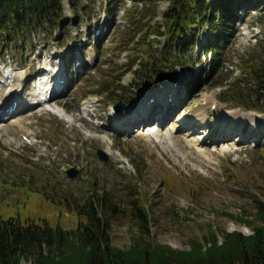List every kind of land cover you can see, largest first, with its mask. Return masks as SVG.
<instances>
[{"label":"rangeland","instance_id":"rangeland-1","mask_svg":"<svg viewBox=\"0 0 264 264\" xmlns=\"http://www.w3.org/2000/svg\"><path fill=\"white\" fill-rule=\"evenodd\" d=\"M144 1L79 0L73 8L63 0L60 27L34 25L10 42L0 37V67L4 62L6 73L15 70L20 76L16 101L9 107L18 110L0 121V218L72 230L78 219L67 207L87 203L85 190L94 184L119 202L138 193L149 208L152 241L173 249L188 250V240L202 237L210 227L251 234L221 213L239 214L255 204L253 198L264 202V94L255 93L260 87L245 72V67L264 66V11L240 15L223 47L217 75L207 71L209 55L203 56L199 46H185L184 68H150L155 76L144 73L150 76L141 80L142 73L133 75L138 69L133 51L136 56L145 52L143 46L152 41L154 54L144 64L153 66L154 55L166 48V41L147 34L164 33L159 23L168 6L162 0H150V6ZM133 27L139 32L131 43ZM206 32L204 27L201 43ZM43 69L61 71L62 94L46 105L26 108ZM110 83L112 92L98 93ZM171 84L177 85L175 92L163 89ZM162 91L165 100L175 101L174 110L164 123L136 125L138 113H144L152 100L151 117L159 118L162 103L157 95ZM95 100L99 121L81 118L79 109ZM204 101L212 104L199 115ZM54 103L75 123L48 112ZM116 104L124 108L116 110ZM243 104L263 113L246 111ZM229 111L251 113L255 119L231 125L224 120ZM115 115L122 116V130L107 129ZM230 127L232 135L225 139ZM97 150L110 154L107 164L98 160ZM199 150L208 153L210 161ZM138 160L145 167L140 174L132 168ZM70 170L76 172L73 179L67 177ZM60 200H66V206ZM105 214L112 244L127 247L135 227L128 220L111 218L110 211Z\"/></svg>","mask_w":264,"mask_h":264},{"label":"trees","instance_id":"trees-1","mask_svg":"<svg viewBox=\"0 0 264 264\" xmlns=\"http://www.w3.org/2000/svg\"><path fill=\"white\" fill-rule=\"evenodd\" d=\"M63 0H0V37L15 41L34 25L60 27ZM79 0H67L74 8ZM168 6L159 27L164 33L149 32L166 41V48L154 55L153 66L144 64L148 55L153 56L152 41L136 56L137 70L141 80L155 76V67L168 70L182 67L184 48L193 50L199 46L203 56L209 55L207 71L217 75L221 68L223 47L227 45L232 30L242 13L264 11V0H162ZM150 6V0L144 1ZM61 23V24H60ZM140 22L139 26H142ZM148 25V24H146ZM206 27L207 38L201 43L198 37ZM139 30L131 29V43ZM189 46V47H188ZM149 47V48H148ZM191 57V56H190ZM190 61V58L188 59ZM152 70L149 71V69ZM245 72L253 78L264 94V66L245 67ZM138 71V72H137ZM146 71V72H144ZM169 74V71L166 72ZM152 75V76H153ZM139 78V77H138ZM137 78V79H138ZM140 79V78H139ZM200 82L196 85V87ZM112 84L102 86L98 93L109 94ZM233 95L234 92H233ZM259 95V94H257ZM238 99V98H237ZM223 100L222 102H226ZM114 102L113 104H115ZM246 111H256L254 107L242 106ZM263 113V112H259ZM132 163L135 173L145 169L144 164ZM179 191H185L179 190ZM255 204L241 208L240 213L221 215L251 230L250 235L237 231L208 228L202 237L188 240V250L173 249L168 245L155 243L151 239L150 212L138 193H130L124 202L107 194L103 188L96 190L90 184L85 190L83 205H70L69 211L77 215V225L72 230L51 228L46 222L38 225L31 221L21 223L18 218H0V264H21V260L36 264H264V202L253 198ZM61 201V200H60ZM65 204L66 200L61 201ZM108 206V210L104 206ZM117 220L130 221L136 234L130 237V244L119 248L112 244L107 234L108 221L105 212ZM221 237V242H218Z\"/></svg>","mask_w":264,"mask_h":264},{"label":"bare ground","instance_id":"bare-ground-1","mask_svg":"<svg viewBox=\"0 0 264 264\" xmlns=\"http://www.w3.org/2000/svg\"><path fill=\"white\" fill-rule=\"evenodd\" d=\"M3 71H5V69L3 68ZM43 71L45 72L42 75V80L38 81V84H35L33 87L34 90V97L27 100V104H26V108H32V103H39V104H46L45 102L42 103V101H40L41 99H43L47 94H50L53 98H56L57 96H59L60 94H62V87L63 84L60 82V80H62V76H61V71H59V69L53 71V70H48L47 69H43ZM8 77L4 80H2V78H0V121H1V117L2 116H6L9 113H7V109L12 105L11 103H13L14 101H16V93L20 88V84H19V74L15 71V70H11L10 72H8ZM177 88V85H168L165 86L163 89L166 91H171V92H175ZM8 91V93L5 95V93ZM162 94H158L156 97L158 99H160V103H162V106L158 107V112L160 113L159 118L153 119L154 117H151V109L153 105H155V102L152 100V102H148V107L145 108V112L142 113L141 111L138 113L139 116L137 118V121L135 122V124H141V125H147L150 123H155L158 120L159 121H163L166 117L167 114H169V112L173 111L174 107H175V101L174 102H170L171 100H165L164 96L166 95V93H163V91L161 92ZM44 94V95H43ZM170 98V96H169ZM172 98V96H171ZM170 98V99H171ZM177 101V100H176ZM37 106H40V105ZM92 101L86 102L82 108L79 109L78 113L81 115V118L86 117H90L93 121L98 120V115H94L93 109H92ZM207 104H212V102L208 101H204L200 104V106L198 107L197 113L199 115H202L203 112L205 111L206 105ZM147 106V105H146ZM156 107V106H155ZM18 107H16L14 110H12V112L10 113V115L12 116L13 114H15V112L18 110ZM46 110L48 112H50L51 114L57 116L59 119L65 121L68 124H73L75 123V121H73L69 116H67V114L60 108V107H56V103H54L53 106H48L46 108ZM3 111V112H2ZM2 112V113H1ZM96 114V112H95ZM137 114V112L135 113ZM198 115V117H199ZM10 116V117H11ZM94 116V118H93ZM137 116V115H136ZM124 117H127V114L124 115ZM197 114L195 116V119H198ZM121 118L122 116H118L115 115L113 117V121L112 124H109L107 127V129L110 128V130H122L120 128V122H121ZM224 120L226 121H230L232 122L231 125H234L235 120L236 121H241L242 123L245 122L246 119H255L254 116H252V114H246L243 112H239V111H229V113H225L224 114ZM194 119V120H195ZM155 120V121H154ZM119 122V124H118ZM115 123V124H114ZM164 123V121L162 122ZM134 124V126H136ZM114 125V126H112ZM81 125V129L85 130V126ZM243 126V125H242ZM106 128V127H105ZM195 130V129H194ZM157 131V130H156ZM231 131V127L227 130H225L224 135H225V139H228L230 137V135H232L230 133ZM218 139L212 138L213 142H216ZM196 143L193 141L192 143V147L194 148L196 145ZM194 145V146H193ZM110 151V148H108V152ZM106 152V154H108L110 156V154ZM198 154L202 155L204 157V159L209 160V154L208 153H204L202 151H197ZM210 161V160H209Z\"/></svg>","mask_w":264,"mask_h":264},{"label":"water","instance_id":"water-1","mask_svg":"<svg viewBox=\"0 0 264 264\" xmlns=\"http://www.w3.org/2000/svg\"><path fill=\"white\" fill-rule=\"evenodd\" d=\"M123 108H124V107L121 106V105H116V106H115V109H116V110H121V109H123ZM96 156H97V158H98L102 163H104V164H107V163H108V158H107L106 154L103 153L102 151L97 150V151H96ZM75 174H76L75 171L70 170V171L67 172V177H68L69 179H73L74 176H75Z\"/></svg>","mask_w":264,"mask_h":264}]
</instances>
